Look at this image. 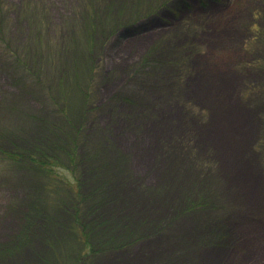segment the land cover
Returning <instances> with one entry per match:
<instances>
[{"label": "rangeland", "instance_id": "obj_1", "mask_svg": "<svg viewBox=\"0 0 264 264\" xmlns=\"http://www.w3.org/2000/svg\"><path fill=\"white\" fill-rule=\"evenodd\" d=\"M0 264H264V0H0Z\"/></svg>", "mask_w": 264, "mask_h": 264}, {"label": "trees", "instance_id": "obj_2", "mask_svg": "<svg viewBox=\"0 0 264 264\" xmlns=\"http://www.w3.org/2000/svg\"><path fill=\"white\" fill-rule=\"evenodd\" d=\"M40 145L43 146V143H40ZM42 146H38V148L36 149L40 151L41 154L31 156L32 162L34 165H39L42 169L46 171V173H49L51 175L50 177H54L56 175L55 169L58 162V154H56V152H50L49 149ZM53 147L61 151L58 145L54 144ZM64 150L66 151V149ZM73 156H75V153H73Z\"/></svg>", "mask_w": 264, "mask_h": 264}]
</instances>
